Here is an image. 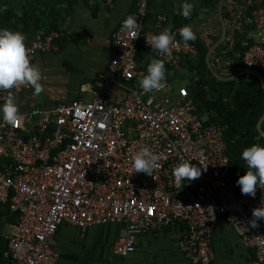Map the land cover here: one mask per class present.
Here are the masks:
<instances>
[{
    "label": "built area",
    "instance_id": "2783aa9c",
    "mask_svg": "<svg viewBox=\"0 0 264 264\" xmlns=\"http://www.w3.org/2000/svg\"><path fill=\"white\" fill-rule=\"evenodd\" d=\"M149 11L148 0H138L131 15L139 28L128 30L121 24L113 31L114 55L89 102L34 109L29 116L37 117V130L29 134L21 133L25 114L20 110L17 125L1 123L0 144L13 165L0 170V205L18 214L7 251L12 264H56L55 235L63 223L86 228L109 222L127 224L115 243L117 254L133 252L137 234L181 224V249L190 264H212V239L220 219L245 225L243 239L254 249L253 264H264V220L255 227L250 223L252 210L264 205V185L255 196L241 193L231 174L225 127L198 111L186 87L171 102L158 97L168 89L165 82L148 96L135 85L143 75L137 60L141 41L174 69L199 52L182 40L180 29L170 31L174 39L169 55L148 46L145 38L159 33L144 30ZM245 22L254 26L255 41L243 62L264 73V6ZM58 36L51 32L27 44L30 62L37 52L53 49ZM28 86L12 89L19 93ZM12 89L0 90V102ZM144 148L160 157L153 176L132 167L133 156ZM186 160L202 173L178 189L173 170Z\"/></svg>",
    "mask_w": 264,
    "mask_h": 264
},
{
    "label": "crops",
    "instance_id": "0c3cea01",
    "mask_svg": "<svg viewBox=\"0 0 264 264\" xmlns=\"http://www.w3.org/2000/svg\"><path fill=\"white\" fill-rule=\"evenodd\" d=\"M137 1L113 0L108 4L105 0H74L58 5L61 13L58 15L59 36L55 47L37 52L31 62L42 72L40 83L43 91L36 95L29 85L19 93L13 89L10 92L16 98L21 113L25 114L22 134L37 130V117L29 116L34 109L48 110L58 104L89 102L93 98L100 75L107 69L114 55L112 33L127 16L136 11ZM182 2L148 0L150 11L144 30L161 32L167 28L171 31L191 24L197 38L190 42L197 48L200 45L206 49V60L209 50L221 40L223 18L226 37L210 55L211 65L223 78L211 71L207 61L206 70L202 74L186 64L188 57L182 62L186 65L181 64L178 69L164 61V82L168 84V89L158 97H169L171 102H175L179 98V89L186 87L198 111L211 115L225 127L231 174L237 181L247 170L241 159L242 151L253 144H264V122L261 126L263 132L258 128L264 113L261 82L250 73H242L233 78L247 69L241 65L240 47L255 38L254 26H251L252 30L247 29L245 20L258 8L250 12L253 0H187L194 4V8L191 17L186 19L180 14ZM12 13L13 20L18 21L23 16V10L16 9V4ZM160 16L164 20L160 21ZM28 27L29 34L23 32L26 45L46 36L43 30L33 32L31 21ZM241 29L246 33L241 32ZM234 33L241 34V37L235 40ZM152 59L159 58L141 41L137 60L143 71L142 77ZM140 79L135 81L138 88ZM150 93L144 92V96ZM4 102L1 101L0 105ZM12 165V158L4 154L0 144V170L10 169ZM17 222L18 214L7 205H0V264H12L7 251ZM126 230L127 224L122 222L94 224L86 228L63 223L55 235V250L58 254L56 264H190L181 249L185 231L183 225L174 224L160 231L137 234L135 250L122 256L114 251V246ZM245 233V225L220 219L215 225L212 239V264H253L254 249L244 242Z\"/></svg>",
    "mask_w": 264,
    "mask_h": 264
},
{
    "label": "clouds",
    "instance_id": "9594fccd",
    "mask_svg": "<svg viewBox=\"0 0 264 264\" xmlns=\"http://www.w3.org/2000/svg\"><path fill=\"white\" fill-rule=\"evenodd\" d=\"M180 7V14L186 19L190 18L194 4L183 0ZM122 27L128 30L138 29L137 17L127 16L122 21ZM179 34L185 43L195 41L197 38L191 24L183 25ZM145 39L147 45L158 53L170 54V45L174 36L169 29L165 28L158 34ZM165 78L164 61L152 59L147 65L146 74L140 79V88L145 93L160 90L164 87ZM41 80L40 68L30 62L26 48V36L20 31L0 28V90H9L19 84H28L33 88L34 94L39 95L43 91ZM20 119L19 105L16 98L10 94L6 101L0 105V121L17 125ZM159 159V155L144 148L133 156L132 167L137 173L143 172L153 176L152 173L157 167ZM241 159L245 162L247 170L239 176L236 183L240 186L242 194L255 196L256 189L264 185V144L257 143L245 148L241 153ZM190 161H182L173 170L174 181L178 189L182 188L185 183L198 178L202 173L201 167L191 164ZM185 178L187 179L185 180ZM252 215L254 219L250 223L255 227L257 220H264V205L254 208Z\"/></svg>",
    "mask_w": 264,
    "mask_h": 264
},
{
    "label": "trees",
    "instance_id": "16d2710c",
    "mask_svg": "<svg viewBox=\"0 0 264 264\" xmlns=\"http://www.w3.org/2000/svg\"><path fill=\"white\" fill-rule=\"evenodd\" d=\"M74 0H0V28H8L11 30L19 31L29 34L27 29H29V23L31 21V26L33 25V32L43 30L44 35L49 34L50 32H58L59 31V12L61 13V8L58 10V5L71 3ZM253 4L251 5L250 12L252 9H256L264 5V0H253ZM14 4H16V9L23 10L22 17L17 20L14 19V15L12 13L14 9ZM26 6V7H25ZM26 11V12H24ZM249 12V13H250ZM26 13V14H24ZM31 14V17H30ZM27 15V16H26ZM26 24V26H24ZM22 26V27H21ZM252 25L246 26L247 29H253ZM21 27V28H20ZM245 28V29H246ZM243 32V29H241ZM243 33H246L245 31ZM31 34V33H30ZM241 34L234 33V39L240 38ZM58 39V38H57ZM57 39L55 41H57ZM255 41V38L251 39L245 46H241V57L240 61L243 64V56L245 50L251 46ZM198 45V44H197ZM224 46V45H223ZM198 55L196 57H188L186 60V64L192 68L197 70L199 73H203L206 70L207 64L205 60L206 49L203 46L198 45ZM186 64H182L185 66ZM246 66V65H245ZM247 67V66H246ZM262 72L260 69H257ZM263 73V72H262ZM264 75V73H263ZM228 148V147H227ZM229 152V149H228ZM230 154V152H229Z\"/></svg>",
    "mask_w": 264,
    "mask_h": 264
},
{
    "label": "water",
    "instance_id": "95a60500",
    "mask_svg": "<svg viewBox=\"0 0 264 264\" xmlns=\"http://www.w3.org/2000/svg\"><path fill=\"white\" fill-rule=\"evenodd\" d=\"M221 9H222V4H221V7H220V14H222ZM222 24H223V31H222L221 40H220L217 44H215V45L209 50V52H208V54H207V57H206V61H207L208 65H209V68L211 69V71H212L216 76H218V77H220V78H223V77H221V76H220V75L214 70L213 66L211 65V62H210V55H211L212 50H213L214 48H216V46H218L219 43H220L222 40H224L225 37H226V25H225V22H224V19H223V18H222ZM242 73H250V74H253L254 76H256L257 78H259V80H260V82H261V85H262V88H263V91H264V75H263L262 72H260V71L257 70V69H254V68H247V69L243 70L242 72H240V73L236 74L235 76H233V78L236 77V76H238L239 74H242ZM230 79H231V78H230ZM263 122H264V113H263V115L261 116V118H260V120H259V122H258V128H259V129L261 128ZM260 130L262 131V128H261ZM262 132H263V131H262Z\"/></svg>",
    "mask_w": 264,
    "mask_h": 264
}]
</instances>
